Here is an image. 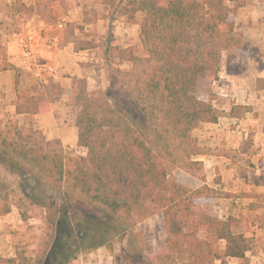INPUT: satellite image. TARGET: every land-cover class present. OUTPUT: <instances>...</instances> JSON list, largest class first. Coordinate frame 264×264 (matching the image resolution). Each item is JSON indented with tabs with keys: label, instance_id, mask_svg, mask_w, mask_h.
Here are the masks:
<instances>
[{
	"label": "trees",
	"instance_id": "obj_1",
	"mask_svg": "<svg viewBox=\"0 0 264 264\" xmlns=\"http://www.w3.org/2000/svg\"><path fill=\"white\" fill-rule=\"evenodd\" d=\"M248 1L125 0L116 16L136 22L139 15L143 53H138L137 44L110 45L105 53L118 63L132 64L130 71H119L128 77L124 92L131 107L126 113L119 107L124 101L105 91H88L84 77H73L71 89L49 80L36 93L17 92L15 112L28 115L48 111L56 96L69 93L67 103L77 108V144L87 149L85 155H65L59 139L23 128L15 118L0 120V165L19 176L22 195L14 205L20 218H28L26 201L38 204L54 235L45 264H71L81 251L74 240L90 236L95 240L92 247L100 246L110 228L126 230L159 210L166 239L151 259L165 264L245 259L251 243L237 230L238 219L220 218L206 201L228 194L206 185L193 189L170 171L180 167L203 178L202 163L193 159L200 153L193 129L222 115L241 117L246 111L245 106L231 104L223 112L194 91L206 74L217 78L221 52L238 45L234 18L237 8ZM16 9L31 10L19 1ZM108 38L110 44L112 35ZM94 45L80 40L74 49ZM2 60L1 69L10 66L4 54ZM100 100L106 109L99 115L95 106ZM33 188L38 192H31ZM74 194L79 201L75 206ZM10 210L7 197L0 196V215ZM133 237L138 235L129 236L128 245ZM0 264L43 263L18 246L13 256L0 255Z\"/></svg>",
	"mask_w": 264,
	"mask_h": 264
},
{
	"label": "crops",
	"instance_id": "obj_2",
	"mask_svg": "<svg viewBox=\"0 0 264 264\" xmlns=\"http://www.w3.org/2000/svg\"><path fill=\"white\" fill-rule=\"evenodd\" d=\"M4 1L0 0V41L5 61L10 66L0 70V117L6 115L7 118L21 119L28 114H17L14 100L17 92L29 90L37 83L32 61L44 71L45 76H48L46 66L54 65L55 71L45 80L56 81L63 86L73 77L90 79L86 76L89 67L85 65L93 59L100 61L95 57L99 46L74 49L73 39H66L63 30L74 23L89 28L96 26L97 32L103 34L106 18L100 12L108 11L101 6L109 5L99 4V0H12L7 4ZM16 1L30 7V12L13 9ZM43 3L45 11L42 9ZM88 9L94 13L96 11V16L87 17ZM59 21H63L62 29L56 28ZM111 24L114 25L112 33L115 45L125 47L136 44L137 32L133 30L136 24L116 15L111 18ZM241 24L245 48L238 49L241 54L236 59L231 54L229 61L233 66L247 61L261 70L264 65V16L247 12L242 16ZM25 34L34 37L31 59L25 57L21 50ZM77 35V28H73V36L78 39ZM48 41L52 42L51 49H46L44 45ZM234 76L232 73L230 80H216V86L222 90L224 100L246 107L244 115L236 117L226 114L216 122H202L194 128L192 135L197 140L200 153L194 155L193 159L202 163L204 177L179 170L181 174H177V181L193 189L206 185L216 192L227 193L225 196L207 197L210 208L220 218L234 216L243 228L255 229V235H264V80H256V77L254 80H244L242 77L243 80H239ZM59 97L67 100V95H58L50 103L48 111L30 116L38 117L43 126L47 122L55 124L47 130V139L57 138L62 146L72 147L77 144V128L74 118L73 121L72 117L67 121L61 120L65 110L60 109L57 103ZM231 104L225 103L222 109L228 112ZM14 215L13 211L0 215V238L6 237V234L11 236L10 230L16 224L13 222ZM233 259L239 258L230 257L226 262Z\"/></svg>",
	"mask_w": 264,
	"mask_h": 264
},
{
	"label": "rangeland",
	"instance_id": "obj_3",
	"mask_svg": "<svg viewBox=\"0 0 264 264\" xmlns=\"http://www.w3.org/2000/svg\"><path fill=\"white\" fill-rule=\"evenodd\" d=\"M17 2L18 1H16L13 5V9H16ZM124 2L125 0H99V4L109 5V7L101 6V8H105V11H108L107 13L100 12L101 16L106 18L103 26V34L97 32L96 26L89 28L82 24L74 23L65 26L63 31L66 39H73L72 41H74L75 45L80 40H88L99 46V50L96 51L95 57L100 61L96 62L93 59L92 61H87V65H85V67H89V70H87L89 74L86 76L90 77L89 80H86L87 90L90 92L105 91L112 99L118 98L124 101L125 104H121L119 107H121L123 112L126 113L127 108L131 107L129 99L124 92L128 77L120 74L119 71H130L132 69V64L128 62L118 63L116 58L109 52L105 53L108 46L115 45L113 43L114 36L112 33L114 25L111 24V18L117 14V8ZM4 3L7 4L6 0ZM43 4L44 6L42 9L45 11L46 6L45 3ZM233 4V2L229 3V5ZM41 6L42 5L40 4V8ZM90 10L91 9H88L86 11V16L89 18L95 17L96 11L94 13ZM247 12H253V14L264 16V0H249L244 5L237 8L234 18L233 31L237 38L238 45L232 46L221 52L220 68L217 78L212 79L210 74H206L198 80L194 91L198 98L210 101L216 109L223 112H225L224 109H222L224 108L225 103L230 105L231 102L224 100L223 95L221 94L222 90L216 86V80H230V75H232V73L235 74L234 78H238L239 80H254L255 77L256 80H264V65L260 70L247 61H240L241 64L239 63L235 66H233V63L229 61L231 54L234 58L238 57L239 54H241L238 49L241 47L245 48L241 23L242 16ZM121 16L126 18L125 15ZM138 21L139 15L136 16V22L130 23L136 24L133 30L135 33L137 32L136 44L138 45V53L142 54L143 52L138 37ZM73 28H77L78 30V39L76 36H73ZM100 30H102V27ZM109 34L112 35V41L110 44L107 42ZM131 38H134V36ZM108 53L109 55L107 56ZM1 54L3 55L4 53L3 46L0 41V70L3 65ZM137 68L140 67L137 66L135 69ZM36 81L37 83L29 88L32 89V92L34 93L37 92L38 88L45 84V82ZM66 82L67 83L64 84V87L71 89L72 80H67ZM33 88L37 89L35 90ZM64 94L67 95L68 100L69 93ZM56 100L60 109L63 108L65 110L61 120L64 119L67 121L70 117H72L71 119L73 121L74 118L75 123L77 112L76 106L68 104L65 97H59ZM95 108H97L99 115L103 114L106 109L103 100H100L99 105H97V107L95 106ZM9 119L10 118H7L6 115L4 117H0V120L3 123ZM16 120L23 128H33L39 130L46 138L48 137L46 133L48 132L47 130L55 125L52 122H47V124L43 126L41 125L38 117L30 115ZM62 148L65 155H85L87 151L85 147L79 146L78 144L73 145L72 147L62 146ZM179 170L184 169L176 167L170 171V175L175 177L176 180L179 178L177 177V174H181V171ZM19 182L20 180L17 174L9 172L0 165V196L7 197V201L11 203L10 211L15 212V220L13 219V222L16 223L13 230H10L11 236L6 234V237L4 236L3 238H0V255L11 257L15 254L16 248L20 246L26 249V254L31 256L32 259H41L42 263L45 264L44 262L49 257L48 253L54 235L50 229V223L46 219L44 208L38 204H31L26 201L25 208L27 209L28 218L26 220H22L20 218L18 208L14 205V203L22 195ZM31 192L37 193L38 190L33 188ZM76 202L77 204L79 203L77 195L74 194V206L76 205ZM207 204L209 205L208 202ZM126 230L122 231L120 226L110 228V232L106 233L105 239H103L104 243L96 247H92L95 240L90 236H86L83 240H74V244L76 243V245L80 247L81 251L71 264H165L160 259H151V257L155 255L156 251L160 250L165 245L166 234L163 216L160 210L156 211L151 216L140 220L136 224L130 225ZM237 230L245 234L250 239L251 248L246 253L245 259H233L229 262L227 261L226 263L215 261L213 264H264V238H262L264 235H255V229L252 230L243 228V225L239 222L237 224ZM133 234H137L138 237H133L132 245H128L127 238ZM202 234L203 233H201V235ZM88 246L91 247L88 251H86L87 249H81Z\"/></svg>",
	"mask_w": 264,
	"mask_h": 264
},
{
	"label": "built area",
	"instance_id": "obj_4",
	"mask_svg": "<svg viewBox=\"0 0 264 264\" xmlns=\"http://www.w3.org/2000/svg\"><path fill=\"white\" fill-rule=\"evenodd\" d=\"M7 3H12V0H8L6 1ZM63 26V21H59L56 24V28L58 29H62ZM34 37L32 34H25L22 38L21 41V50L22 53L24 54L25 57L27 58H32L33 54H34ZM44 45L46 47V49H51L52 48V42L48 41V42H44ZM32 66H33V76L36 78V80H38L39 82H47L49 77L53 74V72L55 71V66L54 65H48L45 68V72L48 76L43 75L44 71L41 70L38 65L36 63H33L32 61Z\"/></svg>",
	"mask_w": 264,
	"mask_h": 264
}]
</instances>
